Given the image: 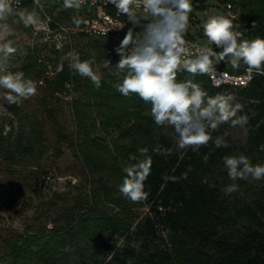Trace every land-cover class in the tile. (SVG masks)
I'll return each mask as SVG.
<instances>
[{
	"label": "trees",
	"instance_id": "obj_1",
	"mask_svg": "<svg viewBox=\"0 0 264 264\" xmlns=\"http://www.w3.org/2000/svg\"><path fill=\"white\" fill-rule=\"evenodd\" d=\"M40 1L45 9L56 12L57 20L72 24L73 10L63 9V0ZM214 1L225 11L227 7L240 5L242 11L234 20V24L239 25L238 30L244 32L246 38L264 37V7L258 8L254 1L247 0ZM32 6L25 3L21 9ZM254 21L256 28L252 29ZM214 50L220 49L214 47ZM37 52L32 48L19 67L9 69L23 71L34 81L41 80L45 63L38 55L34 56ZM62 56V53L51 51V56L44 58L51 63L55 73L38 85V109L31 116L29 140L24 144L18 143L16 153L29 155L28 165L35 171L31 172L28 180L33 184V192L40 195L43 187L40 178L49 171L43 170L44 166L40 164L47 151V125L53 138L51 150L54 157L61 156L62 144L71 149L81 165L79 189L86 192L79 193L72 201L56 194L46 201L39 199L30 224L22 232L0 234V264H66L71 258L70 253L65 252L67 245L74 248V259L85 262L92 258L94 264H264V207L248 202L230 206L210 186L213 168L222 157L219 149L210 141L199 153L188 149L180 154L173 150L165 137L159 135L151 115L145 114L143 107H150L149 104L135 94L122 96L108 76L101 78L100 89L95 88L88 78L75 74L61 61ZM116 56L112 60L115 66L118 62ZM61 63L63 71L57 73V66ZM185 78H189L187 73H178V80ZM194 81L210 95L230 92L238 97L244 105V112L239 114L248 115L250 136L260 150L264 145V76H253L243 88L214 87L205 75L196 76ZM64 85H72L75 91L87 89L90 96L88 101L76 98L69 103L74 122L72 133L66 132L59 122L63 102L57 93ZM90 100L94 101L90 105L96 108L113 109L117 104L123 110L114 117L102 116V124L129 123L119 132L118 139L125 143L115 145V156L105 155L108 146L103 144V138L93 136L89 129L87 108ZM24 103L9 105L7 102L5 110L12 118L20 117ZM4 144H7V137L0 130V149L11 153ZM157 146L172 149L174 154L168 157L157 155L152 152ZM140 148H148L149 155L153 157L151 175L145 182V191L150 195L146 202L132 203L123 196L119 197L118 188L125 175L122 168L132 163L129 155L143 158L138 153ZM204 154L209 155L207 163L203 162ZM9 158L14 159L12 155ZM185 172H188V178L178 179V182L162 179V176L180 178ZM104 205L123 207L125 212L120 218L111 217ZM131 207L147 208L145 216L134 226L135 218L129 212ZM48 224H51L50 229H47ZM103 228L122 238L121 247L116 248L108 241L98 242V239L90 244L92 233L96 235ZM74 235L86 246L84 251L77 250L71 242Z\"/></svg>",
	"mask_w": 264,
	"mask_h": 264
},
{
	"label": "clouds",
	"instance_id": "obj_2",
	"mask_svg": "<svg viewBox=\"0 0 264 264\" xmlns=\"http://www.w3.org/2000/svg\"><path fill=\"white\" fill-rule=\"evenodd\" d=\"M18 4L19 0H15ZM34 4L44 11L40 0ZM88 0H63L62 8L78 10ZM95 3V0H92ZM114 5L119 16L126 17L118 26L111 29L128 31L114 47V52L120 57L116 68L124 73L122 80L115 84L116 90L125 97L135 94L145 104L150 105V115L153 123L159 128H171L175 133V145L178 150L191 149L199 153L202 147L211 141L214 147L228 148L227 133L213 136L222 125L244 129L249 123L244 105L238 102L235 94L217 92L210 95L200 83L194 81L198 75H207L213 86L219 88L227 73H218L216 66L221 62L231 65L233 70L245 67L246 80L252 79L253 73L264 76V37L245 38L244 32L234 24L235 17L224 14L209 15L202 21V33L205 43L187 40L190 15L193 11V0H108ZM16 15L24 27L37 25L38 14L33 9L14 10L13 0H0V21ZM51 21V17H47ZM85 23L82 17L74 15L72 24L79 28ZM252 29L256 28L255 21ZM137 29L139 35H137ZM0 31L7 34V24L0 25ZM0 90L3 99L9 105H19L37 95L38 82L27 77L23 71H11L5 65L9 58L17 52L12 40L0 37ZM220 49L219 51L214 50ZM69 67L75 74L88 78L94 87L100 89L101 76L93 69V61L81 60L80 54L72 50L66 54ZM63 71V63L56 69ZM184 72L189 78L178 80V73ZM244 80L245 78H241ZM42 83V82H40ZM264 151V145L260 146ZM152 152L168 157L173 150L157 146ZM142 159L135 154L129 155L132 163L125 165L120 194L132 203L146 202L149 191H145V182L151 175L153 157L148 148L138 149ZM208 154H204L203 162L207 163ZM222 163L227 170V176L232 183L222 188L226 196L239 191L238 180H264V164H253L244 153L224 155ZM190 171V168H189ZM187 179L188 172L180 178L162 176L167 182H178ZM207 182V181H205Z\"/></svg>",
	"mask_w": 264,
	"mask_h": 264
},
{
	"label": "rangeland",
	"instance_id": "obj_3",
	"mask_svg": "<svg viewBox=\"0 0 264 264\" xmlns=\"http://www.w3.org/2000/svg\"><path fill=\"white\" fill-rule=\"evenodd\" d=\"M247 1H254L255 6L258 8L259 6L264 7V0ZM40 3L42 4L41 1ZM30 4L33 6L26 9L29 11L35 9L37 14L41 13L38 6L34 3ZM72 10L73 16H80V12H77L74 9ZM240 11H242V7L240 5H232V7H227L225 11L224 8L218 5L214 0H194L193 11L190 15V22L188 25V33L186 35L194 38L199 43H205L206 41L204 40L202 33V21L212 14H224L229 17L234 16L236 18ZM43 12L51 16L56 22L68 25L66 22L56 19L57 15L55 11H48L44 7ZM14 16L16 15L9 16L6 20L0 21V25L7 24L9 28V32L7 34L0 31V37L12 40L14 42V46L17 47L16 54L10 57L9 61L5 65L8 69L19 67L25 61L28 51L32 48H36L39 52L35 53L36 55L34 56L38 55L45 63V71L43 72L44 75L40 77L41 80H44L45 78H51L55 73V69L52 67L51 63L44 60L46 56H51V51L62 53L63 56L61 61L69 66L70 61L66 58V54L75 50L80 54L81 60L87 59L93 61V69L98 72L101 78L104 76L110 77L112 85H115L122 80L124 73L120 72L112 61L114 55L116 54L113 49L119 44L122 39L121 37L99 38L72 35L65 40L63 47L57 50L45 47L39 38L33 35L32 26L24 27L18 17ZM252 38L255 37H248V39ZM0 42L3 41L0 40ZM116 57L118 61L120 57ZM0 63H3V61H0ZM218 66L223 68L228 67V65L223 62H221ZM228 69L230 70L229 67ZM39 93L38 89L36 96L25 100L22 108L23 114L20 117L12 118L5 110V104L7 101L3 99V90H0V130H2V135H6L7 137V144H4V146L9 147V151L11 152L7 154L4 150L0 149V234L9 231L19 233L22 232L24 227L27 224H30L29 220L34 216V210L39 202V199L46 201L53 197V194H56L62 199L65 198L72 201V198H75L79 193L83 194L86 192L83 189H79V185L82 183L80 176L81 165L74 158L71 149L68 148L66 144H62L61 156L59 158L54 157L51 150L53 138L49 133L47 125L45 127V137L47 140L45 147L47 151L43 154L40 164L44 166L43 170L49 171L45 174V171H43L42 174L44 175L40 178L41 182L43 181L41 194L37 195L32 190L33 184L28 179L32 174L31 172L35 171V168L28 165L30 159L29 155L21 156L17 155L16 152L18 150V143L24 144L27 140H29L31 116L37 113L38 105L36 98L39 97ZM57 96L63 102L59 122L66 132L72 133L74 132V122L72 120L69 103L71 100L76 98H80L81 100L84 98V100L88 101L90 99L88 91L87 89L75 91L73 90L72 85H64L63 89L57 93ZM236 98L238 100L237 96ZM93 102V100H90L87 108L90 117L88 120L89 129L91 130L93 136L103 138V144L108 146L105 155L107 157L115 156V145L125 143V141L118 139L119 132L123 128L127 127L129 123L125 121H118L113 123L114 125L111 122L108 123L109 125L102 124V116H104V118L114 117V115H120L123 110H120L117 104L113 105V109H108L107 107L96 108L95 106L90 105L93 104ZM143 108L145 110V114H150V107L144 106ZM132 109L133 108L131 107V110ZM246 128L247 132L245 134L244 129L239 127L232 128L225 124L220 127L219 131L214 132V137L227 133L226 139L229 143V147L219 148L220 154L223 157L224 155L244 153L251 159L253 164H264V152L260 151L257 146L258 144L252 140L249 133L250 128L248 126H246ZM157 131L159 135L164 136L171 144V148L173 150L179 152L180 154L185 152L176 148L175 133L171 130V128L165 129L158 127ZM10 155L14 158L13 160L9 158ZM33 156L35 158V155ZM222 157L215 164L213 173L211 174V180L209 182L210 186L215 190L219 197L226 199L230 206L248 202L252 205L258 203L264 207V180L255 181L251 178L246 181L238 180L236 182L239 184L238 192L233 193L230 196H226L223 193L222 188L225 185L232 183V181H230L227 176V170L223 166ZM44 177H46L45 180L43 179ZM118 195L119 197H122L120 193ZM122 206L126 205L123 204ZM105 209H107L109 216L117 218H120L122 213L125 212L123 207L118 208L114 205H106ZM129 212H131V216L135 218L132 225L134 226L145 216L147 208L131 207ZM50 228L51 224H48L47 229ZM99 230L101 231L96 235L92 233V238H89V240H91L90 244L94 242V239H98V242L108 241L114 244L116 248L121 247L122 238H118L112 230L106 228ZM73 240L71 242H74L73 245L77 250L84 251L86 249V246L83 245V242L77 238V236H75ZM70 246L71 245H67L65 248V252L68 251L71 255V258L66 264H94L92 258L85 262H80L74 259V248Z\"/></svg>",
	"mask_w": 264,
	"mask_h": 264
},
{
	"label": "built area",
	"instance_id": "obj_4",
	"mask_svg": "<svg viewBox=\"0 0 264 264\" xmlns=\"http://www.w3.org/2000/svg\"><path fill=\"white\" fill-rule=\"evenodd\" d=\"M25 3H34L33 0H19L17 4L13 0L14 10H18ZM75 10V9H74ZM77 11V10H75ZM80 12V17L83 18L85 23H82L79 28L72 25H64L56 22L48 14L41 12L38 14V23L32 26V33L34 36L38 37L41 43L48 48L61 49L64 45L66 39L72 35H83L86 37H99V38H118L125 36L130 25H126L123 29H111L113 25H119L122 21L126 20V17L119 16L116 13L114 5L110 4L108 0H88L87 3L82 5L78 10ZM47 17H51V21H47ZM137 35H139V30L137 29ZM187 40L197 42L194 38L186 35ZM121 39V40H122ZM227 64V63H226ZM228 67L216 66L218 73H227V77L221 81L220 87L228 88H243L246 87L250 81L246 80L245 67L242 65L239 70L233 71L230 64ZM232 69V71H231ZM256 74L253 73V76ZM210 84L213 86L212 80L205 75ZM252 76V77H253ZM241 78H245L242 80ZM38 85H41L42 80H37Z\"/></svg>",
	"mask_w": 264,
	"mask_h": 264
}]
</instances>
